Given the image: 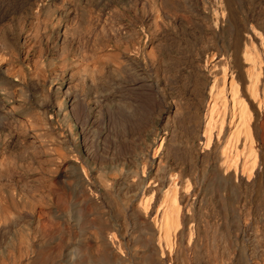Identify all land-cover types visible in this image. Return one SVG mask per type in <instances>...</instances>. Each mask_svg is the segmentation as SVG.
<instances>
[{"label": "bare ground", "instance_id": "bare-ground-1", "mask_svg": "<svg viewBox=\"0 0 264 264\" xmlns=\"http://www.w3.org/2000/svg\"><path fill=\"white\" fill-rule=\"evenodd\" d=\"M168 1L181 5L180 0ZM218 1L224 4L231 30L227 52L212 63L214 74L208 90L209 76L200 66L195 67L194 90L199 102L208 95L209 116L203 121L199 106L191 109L184 104L167 112L156 160L139 152L134 164L122 171L115 156L103 154L95 177L88 156L72 153L69 144L41 149L30 127L23 133L12 131L3 148L4 158H10L17 172L31 175L24 180L17 173L15 181L8 182L13 169L9 171L11 165L0 159L4 177L0 175V234L9 233V219H13L15 232L9 256L6 236L0 238V264H201L202 259L215 264H264V242L260 252L248 245L258 237V231L264 238V122H260L264 116V22L253 12L237 11L233 0ZM246 20L251 23L247 25ZM225 57L230 63L228 72L223 67ZM78 76L84 87L90 86L87 75ZM61 89L55 88L57 93ZM57 105L61 108V102ZM214 107L220 110L216 117ZM132 109H120L122 117L131 120ZM177 120L189 123L188 133L176 129ZM124 136L126 139L125 132ZM140 163L146 165L147 176ZM208 168L211 174H207ZM45 173L56 179L55 188L63 194L58 205L52 199L54 184L51 186V179L45 182ZM214 186L224 197L227 189L225 210L218 204ZM70 189H79L85 196L79 214ZM106 197H110L109 204ZM46 207L60 220V232L49 234L52 240L43 230L41 212ZM69 224L77 230L74 239ZM80 246L85 250L81 260Z\"/></svg>", "mask_w": 264, "mask_h": 264}, {"label": "rangeland", "instance_id": "rangeland-1", "mask_svg": "<svg viewBox=\"0 0 264 264\" xmlns=\"http://www.w3.org/2000/svg\"><path fill=\"white\" fill-rule=\"evenodd\" d=\"M180 2L181 7L168 0H0V159L11 165L10 158H4L5 142L9 141L12 131L23 133L31 128L37 134L39 148H61L62 143L69 144L72 153L80 151L88 156L90 172L98 177L103 154L115 156L114 162L122 171L134 164L133 159L139 152L148 153L150 161L156 160L160 153L164 117L176 105L184 104L191 109L199 106L201 117L203 121L206 120L210 112L209 97L207 95L203 102L197 100L194 90L197 80L195 67L200 66L209 76L205 88L208 90L214 74L212 63L220 58V53L227 52L231 29L223 2ZM233 5L240 13L253 12L261 16L264 22V0H233ZM246 23L249 25L251 21L246 20ZM255 41L259 43V38H255ZM223 63L228 72L230 63L226 57ZM83 73L87 75V83L91 82L89 87H84L83 80L77 78L78 75L82 77ZM57 86L62 87L59 93L55 90ZM82 88H85L84 91ZM58 102H61V108H58ZM128 106L135 111L131 120L124 117L127 119L124 121L120 111ZM218 109L214 107V117L220 113ZM261 121L264 122V116ZM175 125L182 133L190 130L186 121L177 120ZM124 156H128V159L124 160ZM200 163L198 160V166ZM140 166L144 167L146 175V165L140 163ZM11 167L9 171L13 169L10 174L14 177L12 174L9 175L11 178L6 176L8 182H14L17 173L24 180L31 175L30 172H17ZM45 174V182L49 183L51 179V186L54 184L51 187L54 189H51L52 199L58 205L62 202L63 194L55 188L56 179L49 173ZM207 174H211L210 168ZM215 192L218 204L224 207L227 189L224 191L225 197L220 191ZM69 194H74L72 200L79 214L85 196L79 189H70ZM109 201L110 197H106V203L109 204ZM44 209L41 212L43 230L52 240L51 235L60 232V220L50 214L49 208ZM9 221V233L0 234V238L6 236L8 256L14 246L10 245V239L11 242L15 240L13 219ZM256 225L259 226V223ZM68 226L74 239L77 230L71 224ZM258 234L256 236L260 241L257 237L248 244L249 248L257 251L261 250L264 242L261 232L258 231ZM84 252L80 246L79 260ZM201 264H215V261L202 259Z\"/></svg>", "mask_w": 264, "mask_h": 264}]
</instances>
